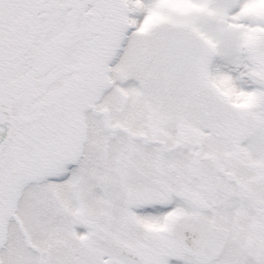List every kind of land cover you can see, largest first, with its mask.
Listing matches in <instances>:
<instances>
[{"label":"snow or ice","instance_id":"snow-or-ice-1","mask_svg":"<svg viewBox=\"0 0 264 264\" xmlns=\"http://www.w3.org/2000/svg\"><path fill=\"white\" fill-rule=\"evenodd\" d=\"M0 264H264V0H0Z\"/></svg>","mask_w":264,"mask_h":264}]
</instances>
